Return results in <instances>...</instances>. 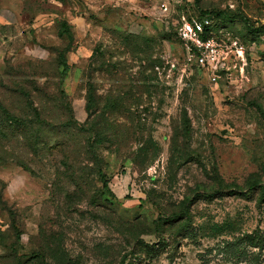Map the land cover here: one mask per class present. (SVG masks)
<instances>
[{
	"label": "rangeland",
	"instance_id": "obj_1",
	"mask_svg": "<svg viewBox=\"0 0 264 264\" xmlns=\"http://www.w3.org/2000/svg\"><path fill=\"white\" fill-rule=\"evenodd\" d=\"M200 11L221 14L215 81L177 37ZM90 82L108 201L81 131ZM0 103L20 124L0 113V264H264V245L240 242L264 235V204L237 197L192 205L175 248L134 253L137 239L171 240L180 223L154 222L217 191L216 170L242 191L264 187V0H0Z\"/></svg>",
	"mask_w": 264,
	"mask_h": 264
},
{
	"label": "trees",
	"instance_id": "obj_2",
	"mask_svg": "<svg viewBox=\"0 0 264 264\" xmlns=\"http://www.w3.org/2000/svg\"><path fill=\"white\" fill-rule=\"evenodd\" d=\"M198 2V0H196V3ZM221 16V14H218L216 12H209V13H204L202 11H200V16L197 18L201 19V18H208L209 20H211L212 22L214 21V18ZM223 17H225V15H223ZM213 27V25H212ZM211 27V30H212ZM57 36L58 38H62V37H67V39L69 40V42L71 43L73 40V36L72 33L70 32L68 26L66 25V23H61L60 24V28L57 31ZM97 57H100V49L99 47L94 49L91 59H95ZM98 62V61H96ZM148 63H150V67L154 68L155 64L154 61L149 60ZM58 65L62 68V72H61V76H66L67 72L69 70L68 64H67V60L65 58L64 52H59L58 53ZM97 63H93L92 67H96L95 71H100V66L97 65ZM98 107V103L96 100V95H95V87L93 84L88 83V88H87V104H86V111L88 113V121L92 119V123L90 124V126L87 128V130H81L85 133H90V140L86 143L87 148H88V154L91 157V164L94 165L95 169H96V176L98 177L99 182L101 183V197L103 198V196L106 195V201H108V197L112 196L109 188H108V180L106 178V175L103 172V168H102V160L100 159L97 151H96V143L101 140V138L103 139L105 135V133L103 132V129L101 128L100 124H101V120H102V112L97 108ZM113 107V106H110ZM0 113L2 115L6 116V120L5 122L9 125H16V126H20L19 124V120L11 117L6 111L5 109L2 107L1 103H0ZM26 129V128H24ZM0 135H3L1 132V128H0ZM216 174V183L218 186V190L210 192V193H203V194H196L192 199H188L185 198L181 204H182V208L181 210L176 213L173 214L171 216L168 217H158V219L154 222V225L159 228L160 226H164L167 225L168 227L173 226L175 223H180V228L178 229L177 233L174 234L171 238V240L168 241H160L158 243H152V244H145L142 240L137 239V241L135 242V252L134 253H138V255H141V253H153L156 249V251L160 250V249H164L166 246L170 245L173 248L176 247V245L178 244V238L180 236V231H184L185 229L189 228L193 222V217L190 213V207L194 204H196L199 201H203L206 203H212L214 200L217 199H221L223 197H237L240 199H243L245 201H255L256 205L258 207H260L261 205L264 204V187L259 186L256 183L250 184L248 186V190L247 191H242L238 186H233V185H229V184H225V182L223 181V179L219 176L218 171L216 170L215 172ZM103 195V196H102ZM12 227L13 229L16 231L15 225L16 222L14 219H12ZM0 235H1V231H0ZM19 235L16 236V238L18 239ZM241 243H247L248 245H250L251 247H257V248H262L264 245V235L259 234V235H245L241 240ZM56 254L61 255V252L58 251L56 252ZM30 259H32L33 261L37 262V263H41V264H46V262L44 263V258L42 259V255L39 254H33ZM127 259V256H123L121 258V260L119 261L118 264H125V261ZM139 259V257H138ZM135 260V259H134ZM132 259L130 264H137V259L134 261ZM43 261V263H42ZM63 264V263H60Z\"/></svg>",
	"mask_w": 264,
	"mask_h": 264
},
{
	"label": "built area",
	"instance_id": "obj_3",
	"mask_svg": "<svg viewBox=\"0 0 264 264\" xmlns=\"http://www.w3.org/2000/svg\"><path fill=\"white\" fill-rule=\"evenodd\" d=\"M212 21L208 18H182L177 37L181 43L185 63L205 70L212 81L222 75L226 68V57L223 46L215 40L211 30ZM235 54L243 56V47L239 46Z\"/></svg>",
	"mask_w": 264,
	"mask_h": 264
}]
</instances>
